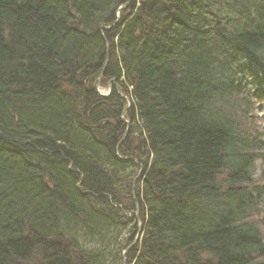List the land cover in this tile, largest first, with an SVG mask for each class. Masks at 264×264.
Returning a JSON list of instances; mask_svg holds the SVG:
<instances>
[{
	"label": "trees",
	"instance_id": "trees-1",
	"mask_svg": "<svg viewBox=\"0 0 264 264\" xmlns=\"http://www.w3.org/2000/svg\"><path fill=\"white\" fill-rule=\"evenodd\" d=\"M130 1L0 0V264H264V0Z\"/></svg>",
	"mask_w": 264,
	"mask_h": 264
},
{
	"label": "water",
	"instance_id": "water-1",
	"mask_svg": "<svg viewBox=\"0 0 264 264\" xmlns=\"http://www.w3.org/2000/svg\"><path fill=\"white\" fill-rule=\"evenodd\" d=\"M133 0H131L130 2H128L127 4H125V5H123L122 6V8H125V7H127L131 2H132ZM106 29H108V28H102V30H106ZM108 48H109V46H108ZM108 62H109V58H108V55H107V60H106V66H105V69H104V71H103V74L101 75V77H100V79H99V82L97 83V89L99 90V88H100V81H101V79H102V77L104 76V73H105V70H106V67H107V65H108ZM116 81L115 80H112L111 82H110V89H109V92H108V94L107 95H104V94H102L103 96H108L109 95V93H111L112 92V85L115 83ZM116 89H117V87H116ZM128 124V123H127ZM128 131H129V124H128V129H127V132L126 133H128ZM134 160V159H133ZM135 162H137V160H134ZM142 172H143V167L141 166V170H140V172H139V174H138V176H137V178H136V180H135V182H134V185H133V190H132V194H133V196L135 197V186H136V181L142 176ZM136 207H137V209H138V205H136ZM136 220H137V224H138V226H139V230H138V234H137V237H136V239H135V241L129 246V247H127L125 250H124V252H123V259H124V262H123V264H127V259H126V255L139 243V241H140V239H141V235H142V228H141V220H140V217H139V213H138V211L136 212Z\"/></svg>",
	"mask_w": 264,
	"mask_h": 264
},
{
	"label": "rangeland",
	"instance_id": "rangeland-1",
	"mask_svg": "<svg viewBox=\"0 0 264 264\" xmlns=\"http://www.w3.org/2000/svg\"><path fill=\"white\" fill-rule=\"evenodd\" d=\"M109 86L110 83L107 82V84L105 86H100L99 91L102 94H107L109 91ZM255 116L257 118H260L263 120L264 122V105H259L256 110H255ZM264 174V162H259L257 163V173H256V179L260 180V178L262 177L261 175Z\"/></svg>",
	"mask_w": 264,
	"mask_h": 264
}]
</instances>
